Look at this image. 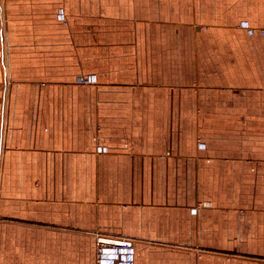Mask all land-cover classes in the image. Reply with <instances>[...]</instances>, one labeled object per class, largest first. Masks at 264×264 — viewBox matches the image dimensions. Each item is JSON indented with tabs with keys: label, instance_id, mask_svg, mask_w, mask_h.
Listing matches in <instances>:
<instances>
[{
	"label": "crops",
	"instance_id": "1",
	"mask_svg": "<svg viewBox=\"0 0 264 264\" xmlns=\"http://www.w3.org/2000/svg\"><path fill=\"white\" fill-rule=\"evenodd\" d=\"M260 28L264 0H0V264H97L100 236L264 264Z\"/></svg>",
	"mask_w": 264,
	"mask_h": 264
},
{
	"label": "built area",
	"instance_id": "2",
	"mask_svg": "<svg viewBox=\"0 0 264 264\" xmlns=\"http://www.w3.org/2000/svg\"><path fill=\"white\" fill-rule=\"evenodd\" d=\"M59 19L66 22V15L63 9L59 11ZM241 27L247 29L250 34H255L257 29L243 21ZM264 34V28H260ZM80 83H96L95 75H82L78 78ZM99 152H106L107 147H99ZM97 264H135L134 242L122 237L100 236L97 239L96 247Z\"/></svg>",
	"mask_w": 264,
	"mask_h": 264
},
{
	"label": "rangeland",
	"instance_id": "3",
	"mask_svg": "<svg viewBox=\"0 0 264 264\" xmlns=\"http://www.w3.org/2000/svg\"><path fill=\"white\" fill-rule=\"evenodd\" d=\"M96 247H97V243H96Z\"/></svg>",
	"mask_w": 264,
	"mask_h": 264
}]
</instances>
